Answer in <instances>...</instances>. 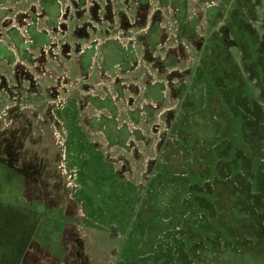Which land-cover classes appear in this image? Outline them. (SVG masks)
<instances>
[{
  "label": "rangeland",
  "instance_id": "rangeland-1",
  "mask_svg": "<svg viewBox=\"0 0 264 264\" xmlns=\"http://www.w3.org/2000/svg\"><path fill=\"white\" fill-rule=\"evenodd\" d=\"M40 1L0 6L17 12L15 18L24 15L14 25L25 40L33 23L46 34L32 59L24 61V74L9 67L0 89V264H22L35 237L38 247L29 264H38L39 256L46 261L47 249L63 258L62 247L71 250L65 255L70 264L80 246L76 264H155L157 253L168 254L172 245L179 251L183 244L202 241L210 246L213 241L241 248L257 242L256 234L264 238V0H231L230 8L220 4L224 14L219 27L205 21L201 0H137L148 6L140 26L130 22V0H123L122 7L121 0H112L117 9L103 10L96 21L85 0H75L78 5L69 14L63 1L50 26ZM174 2L184 6L182 15L173 10ZM238 3L242 7L236 17ZM33 9L39 16H27L34 15ZM238 13L249 18L250 26L238 25L243 20ZM153 15L159 23L146 27ZM121 16L128 17L127 24ZM11 28L2 30L0 38ZM150 29L163 40H144ZM99 31L105 38L121 39L125 49L132 46L137 61L132 62L131 54L124 62L127 68L97 79L101 57L96 56L88 81L74 61L90 40L84 43L77 35L91 39ZM95 40L100 55L104 40ZM179 47H184L185 58L175 63L172 54ZM39 61L45 65L34 69ZM144 75L167 86L183 82L181 94L170 90L167 99L166 91V104L155 106L156 116L144 117L145 106H139L144 99L136 95L134 83ZM108 94L119 107L118 122L131 129L124 144L120 137L127 133L97 127L94 118L105 112L86 103L87 97ZM11 108L8 129L22 133L4 132ZM209 133L218 135L203 138ZM11 151L15 159L8 157ZM21 170L29 177L20 180ZM32 178L48 194L34 202L44 211L30 202ZM212 203L220 206L214 219L208 217ZM231 211L243 222L255 215L253 224L260 231L233 225ZM204 216L214 223V231L206 227ZM73 239L79 242L76 248ZM158 260L164 264L168 257L161 254Z\"/></svg>",
  "mask_w": 264,
  "mask_h": 264
},
{
  "label": "crops",
  "instance_id": "crops-1",
  "mask_svg": "<svg viewBox=\"0 0 264 264\" xmlns=\"http://www.w3.org/2000/svg\"><path fill=\"white\" fill-rule=\"evenodd\" d=\"M33 1L35 2V0H33ZM63 1L68 2L67 9H65L67 14L70 13V10H71L73 5H78V1L76 2L75 0H41L37 4V5H39L41 12H43V18L45 17L44 22L48 26L55 23L57 17L59 16L60 10L62 8H64V4L62 3ZM85 1L89 4V7L91 6L90 9L92 11H94L93 17H91V18L95 21L98 20V16L103 10H106L108 12L112 5H114V7H115V3H113L112 0H85ZM94 1H96V2H94ZM121 1H118V2L121 3V7H122L124 5V1L123 0H121ZM130 1H131L132 6H134V15L130 16V19H131L130 22L134 25L140 26L144 23V20H145L143 15H146V13H147V11H146V8L148 9L147 3L143 2V1H140L138 3L137 0H130ZM176 1H178V0H176ZM18 2H19V0H0V3H1L0 6L1 5L6 6V4L8 5L9 3L14 5ZM201 2L203 3V5H202L203 8H201V10L202 9L204 10L205 21L207 22L208 10L212 9L214 7H218V9H220L221 8L220 4H222L224 1L221 0V2H220V0H201ZM213 2L215 4H218V6L212 7L211 4ZM171 3H172V1H171ZM230 3H231V0H230ZM229 4L228 3L226 4V5H228V8H230ZM21 5H24V4H21ZM174 6L175 7L173 8V10L176 9L175 11H178L179 15H182L184 13L185 8L182 4L176 5V3L174 2ZM89 7H87V8H89ZM193 8L195 9V5L193 6ZM83 9L85 10V14H86L87 9L86 8H83ZM33 10H34V15H31V16L27 15V16H29V17L39 16V10H37V9H33ZM12 11H13V9L11 10V9L5 7V9L2 10V13L4 14V15L2 14L3 15L2 17L5 16L4 18L11 19L17 13V12H12ZM121 17H123V18H121V20L127 24L128 17L127 16H121ZM141 17H142V21L139 22V18H141ZM199 17L202 19L201 15H199ZM204 17H203V19H204ZM149 19H150V23L148 22L146 27L151 25V23L152 24H158L159 23V18H157V15H153ZM222 19H217L216 23H214L213 26H215V24H216V27H219L220 24L223 22ZM21 20H24V15L18 14L17 18H15V21L12 20L13 24L11 26H12V28H14V31H12L10 29L5 31L6 35H7V36H5L6 42L10 46L12 45L13 47H15L13 49L14 51H17V46H19L20 44L22 45L24 43V45L27 46V44L24 42L25 37L23 36L24 34L22 33V30L20 29V27H16L14 25L15 23H17V21L20 22ZM121 22H120V24H121ZM20 23H22V22H20ZM162 23H163V21H161L160 24H162ZM86 24H88V22H86ZM37 26L38 27H36V23H33V24H31V27L28 29V35L31 38H34L36 40V43L34 44L35 45L34 49H30L33 53L39 48V45H40L39 43L43 42L41 40L42 36L46 35L44 33L45 29L44 30L40 29L41 25L39 23L37 24ZM76 28H77V26H76ZM147 31L149 32V30H147ZM147 31H144L143 39L148 42V40H147L148 32ZM156 34H157V32H156ZM157 35L159 36V34H157ZM94 36L96 37L95 39H98V40L103 39L104 40V41H102V44L99 45V47L101 48L100 55L97 54V51H96V49H97V44L95 42L96 40L92 39ZM94 36H92V38H91L92 40H91L90 36H88L87 34H85L84 36L77 35L78 38H80V39L82 38V41L84 43L90 40V43H89L90 45H85L84 49H81L78 52V54L76 56V61H74V64L77 67L78 74L81 75L82 77H84L85 79H87L88 81H90L91 77L93 76V72L91 71V69L94 66V58L96 56L101 57V61H100L101 62V69L97 72L98 75L96 77H97V79L99 77H103L106 80H107L106 75L114 74V72H116V70L119 68H127L128 67V66L125 67L126 65H124V62H125V60L128 59V57L131 58V54L133 55L132 62H135V59H137L135 50H132L133 47L129 46L128 49H125L124 42H122L121 39H119V38H105V33L100 32V31L98 33H96V35H94ZM162 40H163V37L161 36V39L159 41L161 42ZM129 44H131V43H129ZM9 45H7V46H9ZM183 53H184V47H179L178 51H175V53H174L176 57H172L174 60L173 62L177 63V62H180V59H182V58L184 59L185 57H184ZM115 54L118 56L117 61L112 60V58ZM179 54H181V55H179ZM148 56H150V53L148 54ZM89 58H90V62H89ZM123 71H125V70H123ZM147 77H148L147 75L146 76L144 75L141 79V81H142L141 83H134V87L138 91L136 95L138 97H141V99H144L143 100L144 102L139 104V106H142V105L145 106L144 107V113H143L144 117H146L150 114H153L156 116L157 111L155 110V106L156 105H163L162 103L166 104V91L169 90V95H167V99H169V97L171 95L170 90L176 91V94L180 93L181 86L183 83V82L177 83V81H176L175 85L172 84V85L167 86V84H164L162 81H156V80L152 79V76L148 80L146 79ZM101 110H103V109H101ZM103 111L105 112L104 115L108 116V119H110V117H112V118L114 117L115 122L117 121L116 115H118V110H112V109H110V107L109 108L106 107ZM115 116H116V118H115ZM129 130H131V129H129Z\"/></svg>",
  "mask_w": 264,
  "mask_h": 264
},
{
  "label": "trees",
  "instance_id": "trees-1",
  "mask_svg": "<svg viewBox=\"0 0 264 264\" xmlns=\"http://www.w3.org/2000/svg\"><path fill=\"white\" fill-rule=\"evenodd\" d=\"M225 1L226 2H223L224 6H225V4L230 2V0H225ZM248 5H250V3ZM237 6H236V9H234V11H233L234 16H236L238 10H240V7H242L241 3H238ZM222 8L223 7L218 9V7H214L211 10L210 9L208 10V16H209L208 22H209V24L212 21L211 25L213 26V24L216 23L217 19L223 18L222 16L224 14V10ZM208 16H207V18H208ZM238 16L243 19L242 21H240L238 19V22H237L238 25L245 26V24L248 23V26H250L249 22H246V21H249V18L248 19L243 18L241 15H239V13H238ZM244 22H246V23H244ZM234 23H235V19H234ZM215 26H216V24H215ZM199 115L203 116L202 113H199ZM203 119H204V122L206 124H209L208 123L209 121L207 120V118L203 117ZM214 124H215V122L212 125L214 126ZM217 124H219V122H217ZM129 135H130V133H127L125 137H123V136L120 137L121 144H124L127 141ZM217 135H218V133H209L207 135H204L203 138L212 139V138L216 137ZM11 177L15 180L14 175H12ZM243 177L245 179L247 178L245 176H243ZM244 178H243V180H245ZM246 182H247V179H246ZM220 185H221L220 181L215 182V188L216 189H219ZM248 188L251 189L250 185H248ZM31 199L32 200L30 202H33L32 204L34 206L39 208L41 211H44V209L41 207L40 204L34 203L36 200L38 201V198H36V199L31 198ZM219 207L220 206L217 205V203L210 204V206L207 209L209 210V213H211V214H210V216L208 215V217L214 219V217L216 215H218V208ZM241 209L246 211L245 208H243V207ZM233 212L231 211V215H229L232 218L231 220L233 222V225L237 224L240 227H243L242 229H250L249 231L251 233H253L252 230H255V229H257V231L258 230L260 231V229L255 228V227H257L256 224L255 225L253 224V223H256L255 215H250V217L246 221H244L245 222L244 223L242 220H240L238 218L239 213L237 214V212H234V213ZM239 212H241V211H239ZM204 217L206 218V220H204V222L206 223V227H208V229H211L210 232L214 231V225H213L214 223H212V221L208 220L207 216H204ZM66 218L68 219L69 217L67 216ZM65 223L66 222L64 220V224ZM64 224L62 226V231L64 230V228H63ZM240 224H242V225H240ZM199 227H202V226H199ZM259 228H261V227L259 226ZM215 232H216V229H215ZM228 233H229V231H228ZM230 233H231L230 235L232 236L233 233L232 232H230ZM243 233H247V231H245ZM256 235H257V237H259L257 242L246 243V245L241 246V248L234 247L233 244H230V243H228L225 246H217L213 241H212L210 246L205 245L202 241H200L199 243H194L189 247H187L186 244H183L181 250H179V251H178V249L175 250V248L172 245V248H169L167 250L168 254H166L164 252H159L160 254L157 253V257L155 259V261H156L155 264H158L159 260L157 261V259H159V256L161 254L164 255V257H168V260H166V262L164 264H264V247H263L264 238L260 234H256ZM191 236H193V235H191ZM73 241L75 242L73 244V246H74V248H76L77 247L76 244H78L79 242L74 240V239H73ZM38 242H39L38 238H36V237L33 240H30V243L27 247V250H29V252H28L27 256L25 257V259H23L22 264H29L31 257L32 258L34 257V249L36 247H38L37 246ZM79 250H80V255H77V252L75 250V254H73V257H74V255H75V257H77V259H79L81 257V246H80ZM70 251L71 250L69 249V252L67 253L66 247L60 248L61 255H63V253H64L66 255V257H67V255H70ZM65 255L62 258L58 255H55V253H53L47 249L43 252V256L46 257L44 259H46L47 263L45 260H42V257H40V256L38 257L36 262L38 264H69L65 260ZM75 257L73 258V261L70 264H76ZM161 258H162V256H161ZM69 260H70V258H69ZM148 260L149 259H147V261ZM141 264H144V263L142 262Z\"/></svg>",
  "mask_w": 264,
  "mask_h": 264
},
{
  "label": "flooded vegetation",
  "instance_id": "flooded-vegetation-1",
  "mask_svg": "<svg viewBox=\"0 0 264 264\" xmlns=\"http://www.w3.org/2000/svg\"><path fill=\"white\" fill-rule=\"evenodd\" d=\"M1 4V3H0ZM211 6H218V4H215L214 2L211 4ZM5 9V7L0 8V36L2 35L3 31L11 26V19L9 18H4L2 17L4 14L2 13V10ZM211 10V9H210ZM3 14V15H2ZM208 16V14H207ZM2 17V18H1ZM209 20V16L208 19ZM3 30V31H2ZM10 30L14 31V28H11ZM148 32V31H147ZM161 39V35L158 36L156 34L155 29H150L147 35V40L151 42H154V44H157V40L156 39ZM24 39V38H23ZM29 41V42H27ZM24 42L27 44L24 45V43L19 46H17V51H14L13 49L15 47H13L12 45L10 46L5 39L0 38V89L4 87V82H6V79L8 80L7 77V69L9 67H11L12 72H15V74L17 72H21L24 74L26 68L24 66V61L28 60V59H32V55L31 53H33L30 49H34L35 47V43L36 40L34 38H31L29 36V40H25ZM9 46H7V45ZM156 45H153V47ZM149 54V52H148ZM172 57H176L175 54H172ZM113 61H117L118 60V56L115 54L112 58ZM137 60L135 59V62ZM89 62H90V58H89ZM42 65H45L43 62L39 61L37 66L34 67V69H39L40 67H42ZM40 66V67H38ZM37 86L35 85V88ZM111 95H106L105 98H97V97H87L86 98V103L90 104V105H94L95 107H99L101 109H105L106 107H110V109L112 110H119V107L116 103V100H114V98ZM13 113V109H7L6 111V115L7 118H5L7 124H6V128L4 129L5 133H22L21 129L18 128L16 131H12L8 128H10V125L8 124V122H12V114ZM18 112V111H17ZM16 112V113H17ZM9 113V114H8ZM117 116V115H116ZM115 116V118H116ZM19 117V115L17 116ZM94 123L96 124L97 127L99 128H103L105 130L106 133H130L129 128L127 129L125 127V125L123 126L122 124H120L118 122V120L115 122L114 117H110V119H108V116L106 115H101L98 117L94 118ZM128 130V131H127ZM10 151V150H9ZM9 158L11 159H15L14 154L12 153V151L10 152V155H8ZM17 168H21V167H17ZM27 171L25 170H21L19 171V176H20V180L23 178H25L26 176L29 177V174L26 173ZM33 181L29 180L28 186H30L32 193H30L31 197H35L39 198L43 195L48 196V194H46L45 192L42 194V189L39 187L41 185H38L37 182L32 178ZM35 198V199H36Z\"/></svg>",
  "mask_w": 264,
  "mask_h": 264
}]
</instances>
